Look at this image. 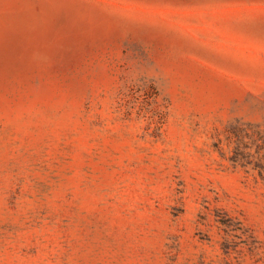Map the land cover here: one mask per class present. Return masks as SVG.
<instances>
[{
  "label": "rangeland",
  "instance_id": "1",
  "mask_svg": "<svg viewBox=\"0 0 264 264\" xmlns=\"http://www.w3.org/2000/svg\"><path fill=\"white\" fill-rule=\"evenodd\" d=\"M0 264H264V0H0Z\"/></svg>",
  "mask_w": 264,
  "mask_h": 264
}]
</instances>
